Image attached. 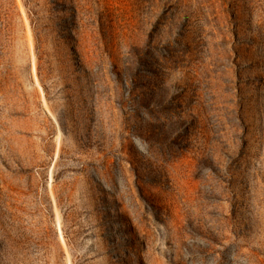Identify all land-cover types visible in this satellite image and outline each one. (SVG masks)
Wrapping results in <instances>:
<instances>
[{"label":"rangeland","instance_id":"1","mask_svg":"<svg viewBox=\"0 0 264 264\" xmlns=\"http://www.w3.org/2000/svg\"><path fill=\"white\" fill-rule=\"evenodd\" d=\"M0 264H264V0H0Z\"/></svg>","mask_w":264,"mask_h":264}]
</instances>
